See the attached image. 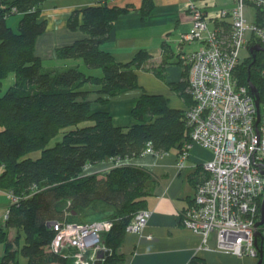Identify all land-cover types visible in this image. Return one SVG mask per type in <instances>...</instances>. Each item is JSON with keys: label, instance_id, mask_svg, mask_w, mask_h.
Segmentation results:
<instances>
[{"label": "trees", "instance_id": "16d2710c", "mask_svg": "<svg viewBox=\"0 0 264 264\" xmlns=\"http://www.w3.org/2000/svg\"><path fill=\"white\" fill-rule=\"evenodd\" d=\"M43 1L0 0V87L9 74H14L12 85L0 96V188L15 198L8 196L6 224L0 225V241L4 242L0 264H76L70 249H51L56 235L51 223L95 219L111 222L110 229L101 235L109 255L100 264H126L120 249L126 227L145 208L157 178L145 167L121 161L141 156L147 143L156 153L176 150L180 155L190 140L187 109L171 108L163 95L143 92L131 109L136 120L132 125L116 126L107 111H93L90 95L96 94L94 101L107 104L139 86L135 71L148 57L137 53L131 60L120 62L102 47L118 16L132 7L97 0L74 9L66 20L67 28L81 30L85 37L58 47L55 55L59 59H80L82 64L45 68L34 51L36 38L47 26L41 18ZM245 2L254 5L255 21L263 26V1ZM152 7L153 0H142L143 18ZM14 13L22 14L17 32L6 24L7 16ZM221 28L227 31L230 24ZM250 42L257 44L254 37ZM263 53L264 49L256 52L253 63L251 56L245 58L235 71L240 84H253L261 106ZM171 86L189 106L192 104V96L185 90L187 78ZM59 133L62 139L47 146ZM33 150H40L38 157L28 156ZM109 159L117 163L108 172L88 169ZM201 174L198 181L192 179L196 188L208 176L203 169ZM193 200L194 195L189 206ZM61 201L66 206L60 209ZM91 213L89 219L76 218ZM11 230L12 237L8 234ZM189 264L206 263L195 257Z\"/></svg>", "mask_w": 264, "mask_h": 264}, {"label": "built area", "instance_id": "2783aa9c", "mask_svg": "<svg viewBox=\"0 0 264 264\" xmlns=\"http://www.w3.org/2000/svg\"><path fill=\"white\" fill-rule=\"evenodd\" d=\"M260 1L264 4V0ZM200 2V7L190 5L192 27L184 35V39L198 41L200 46L183 57L189 63L188 90L193 101L186 111L190 140L179 155L177 166L183 167L181 159L194 143L210 150L212 158L202 164L208 176L198 184L193 203L181 214L185 216L182 221L203 240L214 233L216 251L256 257L254 225L260 220L264 195V102L261 106L259 101L257 123L256 96L238 82L235 71L242 62L241 50L248 46V32L264 48V25L249 22L245 0H234L233 7L219 9L215 17L229 16L230 28L211 29L209 18L201 9L210 2ZM261 74L264 78V70ZM153 152L147 143L142 153ZM8 196L15 200L10 193ZM149 216L147 209H141L126 231L142 234ZM51 225L56 231L51 249H70L76 264H94L97 252L107 250L101 235L110 229L109 220L54 221ZM259 229L264 234V225Z\"/></svg>", "mask_w": 264, "mask_h": 264}, {"label": "crops", "instance_id": "0c3cea01", "mask_svg": "<svg viewBox=\"0 0 264 264\" xmlns=\"http://www.w3.org/2000/svg\"><path fill=\"white\" fill-rule=\"evenodd\" d=\"M96 1L44 0L42 2L41 18L46 21L47 26L34 44V51L41 58L42 64L51 61L47 65L49 68L82 64L80 59H59L55 51L58 47L70 45L75 40L85 37V33L81 30L67 28L66 20L74 9L95 4ZM209 2L207 7L201 8L209 18V28L230 24L229 17L218 18L217 23L213 18L217 16L219 9L233 7L234 0H209ZM108 4L132 8L115 20L108 40L102 44L103 49L109 51L115 60L120 62L131 60L137 53L148 58H145L146 61L135 71L139 83L136 89L120 93L107 104L94 101L96 94H92L89 96L91 109L107 111L116 126L136 123L131 115V109L143 92L163 95L171 108L187 109L189 103L180 96L179 90L171 88V85L175 86L187 78L184 76V69L187 70L188 75V67L185 66L183 57L200 46L198 41L184 39L185 33L192 27L190 5L200 7V0H153V7L145 18L142 17L140 9L142 0H110ZM246 6L254 7V5L251 3L245 5V17L249 22L256 23L255 7L252 13L248 8L246 9ZM16 21L15 18L14 23ZM6 24L10 26L8 18ZM247 38L252 39V33L248 32ZM85 71L98 74V70ZM185 90L188 92V89ZM179 158L178 151L172 150L121 161V163L145 167L157 178L153 194L148 196L145 202V209L150 212V216L142 234L126 232L121 243L120 249L125 255V263L189 264L192 258L198 257L206 264H256L258 257H237L214 250V233L209 236V249H198L201 237L184 226L181 214L189 206L195 193L196 186L193 180L198 181L201 178L202 164L212 158V153L194 143L188 155L181 159L182 168L177 166ZM115 163L117 162L109 159L88 169L92 172H106ZM0 197L3 200L8 199L7 191L0 188ZM147 235H150V238H147ZM261 246L263 248L261 264H264V236Z\"/></svg>", "mask_w": 264, "mask_h": 264}, {"label": "rangeland", "instance_id": "374dc122", "mask_svg": "<svg viewBox=\"0 0 264 264\" xmlns=\"http://www.w3.org/2000/svg\"><path fill=\"white\" fill-rule=\"evenodd\" d=\"M249 9V11H251L252 13H254V7L253 6H246V9ZM252 13H250V15H252ZM21 13H14V14H10L9 16H7V18H8V21H9V24H10V26L9 27H11L12 28V30L14 31V32H17L18 31V22H19V19L21 18ZM6 18V19H7ZM15 18L17 19V21H16V23H14V21H15ZM13 23H14V28H13ZM251 41V39H249V41L248 42H250ZM258 44V43H257ZM251 45H255V44H251V42L248 44V46H246L245 48H243L242 50H241V52H240V60L241 61H243V60H245V58H247V57H249L250 56V50H249V48H250V46ZM262 53V52H261ZM264 54V53H263ZM264 60V59H263ZM48 63H51V61H47V62H44L43 63V65H44V67L45 68H49V66H47L48 65ZM58 63H60V62H58ZM80 68H82V66L80 67ZM100 70V69H99ZM264 70V69H263ZM98 73H100V72H98ZM13 80H14V74L13 73H11V74H9L8 75V77L7 78H5L3 81H2V85H1V87H0V96H2L5 92H6V90L12 85V83H13ZM60 139H62V134L61 133H59L58 135H56L53 139H51V142L49 143V145H47V146H50V145H53L55 142H57L58 140H60ZM39 154H40V150H33V151H31L30 153H29V155L28 156H30V157H32V158H36V157H38L39 156ZM8 193V192H7ZM6 195V194H5ZM8 196V195H7ZM10 203V200H9V198L7 199H5V200H3V199H1V197H0V224L2 225L3 224V222L5 221L4 220V217H5V215H6V212L8 211V204ZM66 202L65 201H61V202H59L58 203V207L61 209V206H63V208L66 206V204H65ZM90 215H93L92 213L91 214H87V215H85L84 217H79V216H77L76 218H83V219H89V218H91L92 216H90ZM8 234L12 237L13 235H14V232H13V230H11V231H9L8 232ZM3 252H4V242H1L0 241V255H2L3 254ZM19 258L21 259V262L22 263H24V258L22 257V256H20L19 255ZM53 264H56V263H53Z\"/></svg>", "mask_w": 264, "mask_h": 264}, {"label": "water", "instance_id": "95a60500", "mask_svg": "<svg viewBox=\"0 0 264 264\" xmlns=\"http://www.w3.org/2000/svg\"><path fill=\"white\" fill-rule=\"evenodd\" d=\"M263 49L264 48L260 44H255V45L250 46L249 50H250V56L252 58V63L254 62V60L256 58V54L255 53L258 52V51H261ZM248 85H249V88H250L251 92L256 96L255 97V105L257 107V120H256V122L258 123L259 120H260L259 96L256 94L253 84L251 82H248ZM108 171H106V172H108ZM4 224H6V222ZM262 225H264V195H263V198H262V201H261V206H260V220L257 221L255 223V225H254L255 228H256V230L254 232L255 245L256 246H259L258 245V238L263 240L264 234L259 229ZM262 252H263L262 246L258 247L257 256H256V257H258V261H257L256 264H261ZM107 254H108V251H104V250L98 251L97 254H96L97 260L95 261L94 264H100L101 263L100 261L102 260V257L104 255H107Z\"/></svg>", "mask_w": 264, "mask_h": 264}, {"label": "bare ground", "instance_id": "6f19581e", "mask_svg": "<svg viewBox=\"0 0 264 264\" xmlns=\"http://www.w3.org/2000/svg\"><path fill=\"white\" fill-rule=\"evenodd\" d=\"M227 17H229V16H227ZM145 209V208H144ZM182 217H181V221H182V218H183V221H184V215H181ZM134 217V216H133ZM102 220H107V219H101V220H99V219H95V220H91V221H102ZM183 221H182V223H183ZM87 222H89V221H87ZM131 222V221H130ZM185 223V222H184ZM183 223V224H184ZM129 225V224H128ZM127 225V226H128ZM185 226V225H184ZM187 228H189V227H187ZM127 232V231H126ZM211 234H207V236H206V239L205 240H203V237L200 235V237H201V242H200V245H199V247H198V249H204V250H207V249H209V246H208V240H209V236H210ZM102 241V240H101ZM258 247L259 246H256V249L258 250ZM214 250H215V247H214ZM107 251V250H106ZM227 254H231V255H234V254H232V253H227ZM109 254H107V255H104L103 257H102V259H104V258H106L107 256H108ZM235 256V255H234ZM243 257H247V256H243ZM253 258V257H252Z\"/></svg>", "mask_w": 264, "mask_h": 264}, {"label": "clouds", "instance_id": "9594fccd", "mask_svg": "<svg viewBox=\"0 0 264 264\" xmlns=\"http://www.w3.org/2000/svg\"><path fill=\"white\" fill-rule=\"evenodd\" d=\"M153 153H156V152H153ZM142 155H143V154H142ZM6 216H7V212H6L5 218H6Z\"/></svg>", "mask_w": 264, "mask_h": 264}]
</instances>
